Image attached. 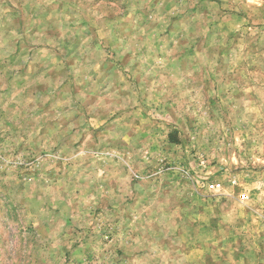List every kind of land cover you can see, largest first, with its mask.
<instances>
[{"label": "rangeland", "instance_id": "rangeland-1", "mask_svg": "<svg viewBox=\"0 0 264 264\" xmlns=\"http://www.w3.org/2000/svg\"><path fill=\"white\" fill-rule=\"evenodd\" d=\"M0 264H264V0H0Z\"/></svg>", "mask_w": 264, "mask_h": 264}, {"label": "built area", "instance_id": "built-area-1", "mask_svg": "<svg viewBox=\"0 0 264 264\" xmlns=\"http://www.w3.org/2000/svg\"><path fill=\"white\" fill-rule=\"evenodd\" d=\"M220 187V185L219 184H211L210 185V188L211 189H218ZM247 195H245V194H242V195H240L239 197H238V200L240 201V202H245L246 200H247Z\"/></svg>", "mask_w": 264, "mask_h": 264}, {"label": "trees", "instance_id": "trees-1", "mask_svg": "<svg viewBox=\"0 0 264 264\" xmlns=\"http://www.w3.org/2000/svg\"><path fill=\"white\" fill-rule=\"evenodd\" d=\"M172 140H173L172 142L176 143L175 139H172Z\"/></svg>", "mask_w": 264, "mask_h": 264}]
</instances>
